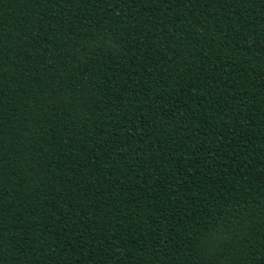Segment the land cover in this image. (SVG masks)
I'll list each match as a JSON object with an SVG mask.
<instances>
[{
  "label": "trees",
  "instance_id": "1",
  "mask_svg": "<svg viewBox=\"0 0 264 264\" xmlns=\"http://www.w3.org/2000/svg\"><path fill=\"white\" fill-rule=\"evenodd\" d=\"M0 264H264V0H0Z\"/></svg>",
  "mask_w": 264,
  "mask_h": 264
}]
</instances>
